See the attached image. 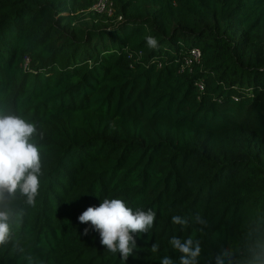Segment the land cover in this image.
Listing matches in <instances>:
<instances>
[{"label": "trees", "instance_id": "16d2710c", "mask_svg": "<svg viewBox=\"0 0 264 264\" xmlns=\"http://www.w3.org/2000/svg\"><path fill=\"white\" fill-rule=\"evenodd\" d=\"M95 1L0 0V112L36 124L44 165L0 264H179L173 236L199 241L198 264H259L264 0ZM104 198L157 214L128 260L78 220Z\"/></svg>", "mask_w": 264, "mask_h": 264}, {"label": "clouds", "instance_id": "9594fccd", "mask_svg": "<svg viewBox=\"0 0 264 264\" xmlns=\"http://www.w3.org/2000/svg\"><path fill=\"white\" fill-rule=\"evenodd\" d=\"M145 40L150 48L158 46L151 35ZM37 133L35 123L14 113L0 112V245L8 243L12 236L13 211L9 205L17 193L25 197L29 205H34L39 195L44 165L41 148L35 141ZM156 215L151 208L134 210L122 198H104L99 205L87 207L78 220L99 233L100 243L106 250L128 260L137 247L136 236L150 233ZM194 219L197 223H205L199 215ZM172 223L186 227L188 220L174 215ZM88 231L84 229L85 234ZM169 244L180 253L179 264H198L202 249L192 236L184 239L173 236ZM151 251H158L157 244L152 245ZM228 256L227 251L223 252L217 257V264H224ZM160 261L161 264H176L170 256L161 257ZM259 264H264V250L260 253Z\"/></svg>", "mask_w": 264, "mask_h": 264}, {"label": "built area", "instance_id": "2783aa9c", "mask_svg": "<svg viewBox=\"0 0 264 264\" xmlns=\"http://www.w3.org/2000/svg\"><path fill=\"white\" fill-rule=\"evenodd\" d=\"M93 7L95 9H97L98 11H104V10H106L107 13H110L111 14V10H112V8H111V2L108 1V0H96L94 2V4H93ZM199 56H200V50H199V48L198 47H193L191 49L190 55L186 58L185 61L186 62H190L193 59L199 58ZM196 84H197V86L199 88H202L203 87L202 86V83L200 81L199 82H196Z\"/></svg>", "mask_w": 264, "mask_h": 264}]
</instances>
